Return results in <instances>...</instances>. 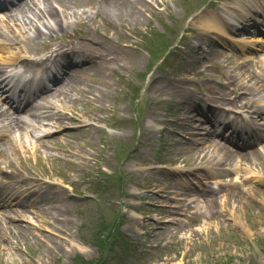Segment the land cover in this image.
<instances>
[{
    "label": "rangeland",
    "instance_id": "374dc122",
    "mask_svg": "<svg viewBox=\"0 0 264 264\" xmlns=\"http://www.w3.org/2000/svg\"><path fill=\"white\" fill-rule=\"evenodd\" d=\"M244 1L256 8L252 0ZM72 2L67 3L71 14L66 28L74 32L69 35L99 53L91 58L87 96H79L87 102L92 97L97 100L92 106L78 105L84 127L73 130L72 141L60 140L69 143L66 154L40 147L39 157L15 140L4 143V166L10 163L12 171L42 196L38 209L33 208L35 226L20 219L24 236L17 230L10 235L6 223L0 224V264H76L82 258L101 259L99 244L101 233L106 234L107 218L117 222L119 233L129 241L125 249H121L122 240L117 241L115 264H264V184L258 181L264 178V154L245 162V166H257L245 170L253 179L239 197H233L234 185L227 186L217 202L193 203L196 175L186 170L188 163L198 161L181 125L185 113H176L186 96L212 93L208 78L218 77V71L227 72L226 83L231 76L239 78L241 86L236 90L257 84L250 67L254 62L244 60L249 70L229 68L238 64L225 60L236 56L233 46L224 44L220 49L226 39L208 35L207 18L217 15L227 25L245 13L244 6L228 0L216 12L204 6L188 19L189 10L201 1L130 0L116 15L105 9L104 17L101 11L97 14L84 6L98 0ZM77 21L83 23L76 27ZM173 29L186 35L177 40L178 60L151 70L158 51L156 37L172 42ZM236 30L229 29L232 35ZM85 112L98 120L85 119ZM166 127L170 130L163 133ZM151 164L154 170L148 169ZM111 175L119 178L123 190L118 182L111 192L108 188L109 193L97 194V182L103 186ZM156 185L164 192L153 189ZM55 207L62 214L48 212Z\"/></svg>",
    "mask_w": 264,
    "mask_h": 264
},
{
    "label": "bare ground",
    "instance_id": "6f19581e",
    "mask_svg": "<svg viewBox=\"0 0 264 264\" xmlns=\"http://www.w3.org/2000/svg\"><path fill=\"white\" fill-rule=\"evenodd\" d=\"M45 2H49V0H44ZM128 2H129V0H128ZM108 3L109 4H111L115 9H117V11H122V5H124L125 3H127V0H109L108 1ZM27 4V3H26ZM125 8H129V7H125ZM130 9H132V8H130ZM47 11L53 16V17H58V14L55 12V10H54V8H52L51 7V5H50V2L48 3V5H47ZM24 16L25 15H22L21 17L20 16H18V17H20V18H17L16 20H20L22 23L24 22ZM15 20V21H16ZM214 23V24H213ZM48 26H52V27H55L56 29H58V30H60V31H66L65 30V28L63 27V25L62 24H60V23H58V22H55V23H53L52 25H51V23H49L48 24ZM208 26H210V28L211 29H215L216 31H219V32H221L222 31V24L215 18V17H213V18H211L210 20H209V23H208ZM36 42V41H35ZM25 43V45H30V44H32L33 42H31V41H25L24 42ZM74 76L72 77V79H71V81L70 82H68V86H72V88H78V86L80 85V82L78 83V81H80L79 80V78H77V80L78 81H74ZM82 83V82H81ZM67 91H62L61 90V94H63V93H66ZM22 125H23V122L22 121H17L15 124H14V127L15 128H21L22 127ZM254 157V156H253ZM153 167L151 166L150 168H148V169H150V170H154V169H152ZM259 181L262 183V184H264V178H260L259 179ZM159 186L158 185H156V188H158ZM183 194H186L185 192H183ZM20 195L21 196H24V197H26V198H28V197H32L33 195H34V193H30V192H28V191H23V192H21L20 193ZM203 200H204V203H210V202H217L218 201V199H216V198H214V199H207V198H203ZM216 200V201H215ZM199 202V200L198 201H196L195 203H198ZM213 204V203H212ZM194 208H195V205H194ZM238 208V207H237ZM57 211V212H56ZM29 212H34V211H32V209L31 210H28V209H26V208H22L19 212H18V215H20V216H23V217H26L27 216V213H29ZM48 212H51V213H53V214H57L58 212H59V215L60 214H62V213H60L61 211L59 210V209H57V207H55V209L54 210H50V211H48ZM231 212H235V210L233 209V210H231ZM9 215H7L6 213H4L3 214V218H6V217H8ZM175 219H178V218H175ZM61 220V219H60ZM5 222H6V229L8 230V232L11 234L12 232H14V231H18V233L19 234H21L22 236H24L25 235V228H23V225H21L20 224V222H16V221H12V220H8V219H6V220H4ZM62 221V220H61ZM35 239V238H34ZM11 247L10 246H8V250H11L10 249Z\"/></svg>",
    "mask_w": 264,
    "mask_h": 264
},
{
    "label": "trees",
    "instance_id": "16d2710c",
    "mask_svg": "<svg viewBox=\"0 0 264 264\" xmlns=\"http://www.w3.org/2000/svg\"><path fill=\"white\" fill-rule=\"evenodd\" d=\"M113 231H108L107 235L102 239L101 241V249L103 251L104 256L101 259H97L95 261H84L80 262V264H115L114 258H108L106 254H108V250L110 251V254L113 252V247L116 244V238L117 235H112ZM105 251H107L105 253ZM83 261V260H82Z\"/></svg>",
    "mask_w": 264,
    "mask_h": 264
}]
</instances>
